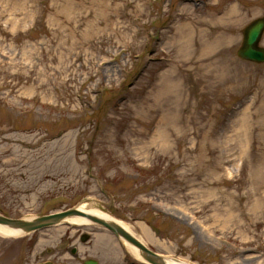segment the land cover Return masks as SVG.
Listing matches in <instances>:
<instances>
[{"label": "rangeland", "instance_id": "obj_1", "mask_svg": "<svg viewBox=\"0 0 264 264\" xmlns=\"http://www.w3.org/2000/svg\"><path fill=\"white\" fill-rule=\"evenodd\" d=\"M261 16L264 0H0V214L101 205L163 256L264 264V63L236 55ZM125 244L58 223L0 236V264H148Z\"/></svg>", "mask_w": 264, "mask_h": 264}, {"label": "water", "instance_id": "obj_2", "mask_svg": "<svg viewBox=\"0 0 264 264\" xmlns=\"http://www.w3.org/2000/svg\"><path fill=\"white\" fill-rule=\"evenodd\" d=\"M264 33V16L257 17L245 25L242 29V42L236 50V55L243 60L264 63V47L260 45L262 35ZM97 207L104 211L101 205ZM80 215L86 217L89 221L99 224L117 237L123 239L128 244L132 245L138 251L139 256L149 264H167L164 256L149 249L136 236L126 231L120 224L115 221L105 219L96 215H92L78 208H70L62 211H56L45 215L12 218L0 214V225L18 230L21 234H29L33 231L46 228L52 225L61 223L70 216ZM89 239L88 234L81 236V241ZM72 254L76 253V248L73 247ZM39 264H54L51 262H42ZM83 264H97L94 259H87Z\"/></svg>", "mask_w": 264, "mask_h": 264}, {"label": "bare ground", "instance_id": "obj_3", "mask_svg": "<svg viewBox=\"0 0 264 264\" xmlns=\"http://www.w3.org/2000/svg\"><path fill=\"white\" fill-rule=\"evenodd\" d=\"M182 39H184L182 36L179 37L177 42H179V44H182L184 42V40H182ZM184 43H187V40H185ZM97 208L98 207L95 208L92 204L81 205L80 207H78V209L83 210V211H85L87 213H90L92 215H96V216L103 217V218L108 219V220L115 221L118 224H120L126 231L132 233V231H131V229H130L128 224L118 220L113 215H111L109 213H106V211L104 212L102 210H99V208L98 209ZM61 223L62 224L66 223V224L78 225V224H89L90 221L84 216L74 215V216H70V217L66 218ZM144 232L148 233L147 231H144ZM21 235L22 234L18 230H15V229L8 228L6 226L0 225V236H4V237H18V236H21ZM125 245H126V248L129 250V252L131 253V255L135 259H137L139 261H143L142 258L139 256L138 251L136 250L135 247H133L132 245H130L128 243H126ZM164 259H165L167 264H193V263H190L189 261H184V260H180V259L173 258V257L164 256Z\"/></svg>", "mask_w": 264, "mask_h": 264}]
</instances>
